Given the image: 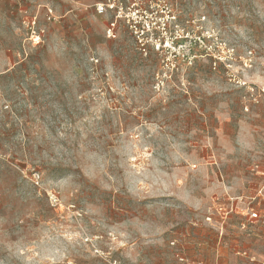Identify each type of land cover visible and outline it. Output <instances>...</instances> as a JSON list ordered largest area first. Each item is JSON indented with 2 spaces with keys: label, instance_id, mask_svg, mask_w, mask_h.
Segmentation results:
<instances>
[{
  "label": "rangeland",
  "instance_id": "374dc122",
  "mask_svg": "<svg viewBox=\"0 0 264 264\" xmlns=\"http://www.w3.org/2000/svg\"><path fill=\"white\" fill-rule=\"evenodd\" d=\"M101 1L0 0V264H261L264 0H154L169 68Z\"/></svg>",
  "mask_w": 264,
  "mask_h": 264
},
{
  "label": "built area",
  "instance_id": "2783aa9c",
  "mask_svg": "<svg viewBox=\"0 0 264 264\" xmlns=\"http://www.w3.org/2000/svg\"><path fill=\"white\" fill-rule=\"evenodd\" d=\"M95 12L97 15L112 13L105 29L108 38H115L116 26L120 21L134 37L138 49L143 52L151 49L160 54L168 52L163 60L164 66L173 67L179 54L178 51L174 52L175 47L179 50L184 45L180 44L182 36L170 37V25L175 22V16L166 5L154 0H104L96 3Z\"/></svg>",
  "mask_w": 264,
  "mask_h": 264
}]
</instances>
